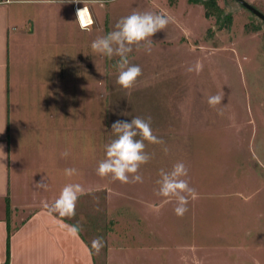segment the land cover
I'll return each mask as SVG.
<instances>
[{
  "label": "rangeland",
  "instance_id": "1",
  "mask_svg": "<svg viewBox=\"0 0 264 264\" xmlns=\"http://www.w3.org/2000/svg\"><path fill=\"white\" fill-rule=\"evenodd\" d=\"M244 1L264 13V0ZM82 3L96 17L90 30L78 28L69 0L54 22L60 31L70 8L72 35L48 36L36 56L22 60V141L35 156L38 143L53 148V191L79 183L90 193L79 197L74 217L55 214L81 228L95 264H264V23L235 0H216L217 21L193 0ZM134 11L171 22L150 38L151 54L133 46L128 59L143 74L125 89L116 83L119 57L94 53L91 42ZM216 94L223 99L212 107L208 97ZM134 116L150 118L164 142L144 141L151 159L140 166L143 182L101 177L112 124ZM37 158L24 164L29 173L40 160L47 166ZM178 161L195 189L183 216L174 197L157 194L159 170ZM68 168L77 174L66 175ZM96 237L105 241L99 254L91 248Z\"/></svg>",
  "mask_w": 264,
  "mask_h": 264
},
{
  "label": "crops",
  "instance_id": "2",
  "mask_svg": "<svg viewBox=\"0 0 264 264\" xmlns=\"http://www.w3.org/2000/svg\"><path fill=\"white\" fill-rule=\"evenodd\" d=\"M76 2L88 0H71L72 11L75 6H86H74ZM65 3L69 0H0V129L4 128L0 147L6 154L0 160V263L8 232V264H95L84 239L71 232V223L44 207L45 202L51 204L59 195L52 190L53 175L49 174V166L57 160L53 148L44 150L38 143L37 150L31 149L40 159L45 157L47 166H41L40 160V167L33 166L32 173L24 167L29 160L39 159L22 141L27 122L26 111H22V60L36 56L38 42L48 36L71 34L70 8L60 31L55 28L54 19L66 10ZM90 18L96 20L92 13ZM42 179L49 185L46 189L36 186Z\"/></svg>",
  "mask_w": 264,
  "mask_h": 264
},
{
  "label": "clouds",
  "instance_id": "3",
  "mask_svg": "<svg viewBox=\"0 0 264 264\" xmlns=\"http://www.w3.org/2000/svg\"><path fill=\"white\" fill-rule=\"evenodd\" d=\"M75 14V13H74ZM76 16V15H75ZM78 18L89 17L87 24H81L82 29L90 30L93 23L91 13L87 6L77 11ZM77 19V17H76ZM78 22V20H77ZM171 22V17L166 14L152 11H134L130 15L121 17L115 24L114 30L106 35L99 36L91 42V49L94 53L106 56L108 59L119 57L115 63L118 70L116 83L125 89H131L137 79L142 76L143 70L137 64L130 63L128 55L133 51V46H143L147 54H151L152 40L155 33L164 30ZM79 25V24H78ZM143 42V43H142ZM188 67L187 71H193ZM200 70V66L196 68ZM223 95L216 94L208 97V104L215 107L221 104ZM222 115V112L219 113ZM0 129V132H3ZM112 131L115 138L105 146V159L99 162L97 174L101 177L111 175L113 179L122 183L143 182V177L138 174L140 166L149 162L151 155L145 151L144 141L153 144H163V140L154 135L151 127V119L134 116L131 121L117 120L112 124ZM137 137H140L139 139ZM167 152V148L164 149ZM5 153L0 147V160L5 158ZM63 157L69 155L68 151L61 153ZM65 174L72 176L77 174V169H65ZM160 179L156 181L159 185L157 194L163 197H174L176 215L183 216L188 211L189 198L193 196L195 189L191 188L188 176V167L183 161L176 162L170 171L159 170ZM38 188H47V183L38 182ZM86 193L79 183L66 184L58 198L51 204L45 202L44 207L51 213L60 217L72 218L76 215V205L81 195ZM73 234H78L81 228L78 225H71ZM105 247L103 237H96L91 241V248L97 254Z\"/></svg>",
  "mask_w": 264,
  "mask_h": 264
},
{
  "label": "trees",
  "instance_id": "4",
  "mask_svg": "<svg viewBox=\"0 0 264 264\" xmlns=\"http://www.w3.org/2000/svg\"><path fill=\"white\" fill-rule=\"evenodd\" d=\"M196 3H200L204 8V13L208 16H214L215 20L217 21L221 15L222 11L221 8L215 3L216 0H193ZM256 8V7H255ZM257 9V8H256ZM259 10V9H257ZM260 11V10H259ZM261 12V11H260ZM249 14H251L259 23H263L259 18H257L255 15H253L251 12L248 11ZM263 13V12H262ZM264 14V13H263ZM226 20H229V15H224ZM254 30H257L258 28L254 26ZM5 208L6 211L8 210L7 200L5 201ZM7 228V227H6ZM8 232L6 233V242H5V253H4V260L0 264H8L9 262V253H8Z\"/></svg>",
  "mask_w": 264,
  "mask_h": 264
},
{
  "label": "water",
  "instance_id": "5",
  "mask_svg": "<svg viewBox=\"0 0 264 264\" xmlns=\"http://www.w3.org/2000/svg\"><path fill=\"white\" fill-rule=\"evenodd\" d=\"M235 1H237L242 7H244L246 10L251 12L253 15H255L264 23V14L262 12H260L254 6H252L251 4H249L244 0H235Z\"/></svg>",
  "mask_w": 264,
  "mask_h": 264
},
{
  "label": "built area",
  "instance_id": "6",
  "mask_svg": "<svg viewBox=\"0 0 264 264\" xmlns=\"http://www.w3.org/2000/svg\"><path fill=\"white\" fill-rule=\"evenodd\" d=\"M73 5L75 6L76 3L73 4ZM78 9H80V7H76V6H75V7L73 8V11H74V13H75V15H76V17H77L78 24H79V26L81 27L82 22H81L80 18H78V16H77V11H78Z\"/></svg>",
  "mask_w": 264,
  "mask_h": 264
},
{
  "label": "bare ground",
  "instance_id": "7",
  "mask_svg": "<svg viewBox=\"0 0 264 264\" xmlns=\"http://www.w3.org/2000/svg\"><path fill=\"white\" fill-rule=\"evenodd\" d=\"M80 20H81L82 24H87L88 23V21L83 22L81 18H80Z\"/></svg>",
  "mask_w": 264,
  "mask_h": 264
}]
</instances>
